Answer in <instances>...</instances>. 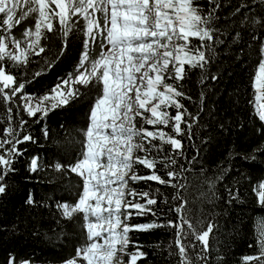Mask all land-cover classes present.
Segmentation results:
<instances>
[{"label":"snow or ice","instance_id":"snow-or-ice-1","mask_svg":"<svg viewBox=\"0 0 264 264\" xmlns=\"http://www.w3.org/2000/svg\"><path fill=\"white\" fill-rule=\"evenodd\" d=\"M208 4L215 7L205 11L197 0H0V103L7 115L6 126L0 128V195L7 191L6 178L16 172L17 159L27 151L20 145L35 143L31 134H24L28 121L21 112L39 122L50 111L80 99L81 88L100 86L97 89L100 94L90 109L80 157L74 164L57 161L50 165L56 172L68 171L83 181L82 192L74 205H57L68 219L75 213L83 214L88 241L63 264H138L146 253L130 241L129 233L156 227L175 228L178 253L170 252V255L178 254L180 264H194L189 255V249L195 248L188 241L190 234L203 246L196 259H206L213 225L197 233L186 209L188 201L181 194V189H185L183 173L187 169L180 165L177 170L176 156H182L184 151L182 139L177 137L187 135L190 140L198 119V115L193 116L181 103L179 98L191 97L179 82L185 79V65L206 67L210 57H206L205 51L211 50L208 42L218 31L215 21L219 4L217 0H208ZM29 17L35 19L34 27L25 28L23 38H17L14 29ZM54 21L59 25L63 47L56 60H45L44 68L29 73L31 58L46 51L41 44L46 39L45 33L57 31ZM80 21H83L84 51L74 71L58 78L44 94L27 92V86L50 71L67 50L69 36L79 30ZM252 23L264 25V20L253 18ZM193 40H198L199 45ZM97 45L99 55L92 59L90 50ZM169 80L177 83H168ZM252 86L255 99L250 103L257 118L264 122V60L258 65ZM169 109H175V115ZM145 113L149 115L145 117ZM137 117L154 130L137 129L134 123ZM168 127L174 135L164 131ZM134 137H140L141 142H134ZM157 140L159 144L154 143ZM164 145H170L171 152L166 153ZM137 150L144 155L134 156ZM253 153L239 158L251 165L258 156L264 155V146L254 149ZM40 159L39 156L31 158L30 172L42 167ZM134 164L143 165L150 174H137L133 171ZM158 166L168 170L167 179L158 174ZM129 181H154L176 189L172 198L175 203L169 209L176 213V220L169 219L167 224L155 220L130 224L133 215L156 216L151 206L157 204V199L148 191L129 188ZM253 192L257 202L264 204V181ZM27 202L35 201L29 195ZM130 244L134 247L131 252ZM244 261L264 264V234L259 255L244 257ZM8 264H17L16 259L10 256ZM20 264H30V261Z\"/></svg>","mask_w":264,"mask_h":264},{"label":"trees","instance_id":"trees-1","mask_svg":"<svg viewBox=\"0 0 264 264\" xmlns=\"http://www.w3.org/2000/svg\"><path fill=\"white\" fill-rule=\"evenodd\" d=\"M197 3L205 11L215 7L210 6L208 0H197ZM217 3L215 27L218 31L208 42L211 50L205 51L206 57H210L208 64L204 69L185 65V79L179 82L191 97L179 98L181 103L193 116L198 115V119L190 140L187 135L177 137L182 139L184 151L182 156H176V168L183 165L187 169L183 173L185 189H181V194L188 201L186 209L197 233L213 225L204 260L196 259L202 244L191 234L188 237L195 245L194 249H189L194 264H245L244 257L260 253L255 224L264 220V204L257 202L253 192V188L264 181V155L258 156L251 165L239 158L250 157L254 149L264 146V122L257 118L253 103H250L254 99L252 83L264 46V25L253 24L252 20H264V0H217ZM34 22L35 19L29 17L14 29V35L22 39L25 28L34 27ZM53 23L57 31L45 33L46 39H42L41 44L46 51L31 58L29 73L44 68L45 60H56L63 47L59 25L56 21ZM78 29L70 34L68 48L55 66L27 86V92L44 94L58 78L74 71L84 51L83 21ZM193 43L199 45L198 40ZM98 55L97 45L90 50V58ZM167 82L177 83L175 80ZM99 87L81 88L80 99L50 111L39 122L21 112L28 121L24 134H31L35 143L20 145L27 151L17 159L16 172L6 178L7 191L0 195V264H8L10 256L17 264L24 260L59 264L75 256L76 249L88 243L83 214L75 213L68 219L57 207L63 203L73 205L82 192L83 181L74 173L56 172L50 165L57 161L74 164L80 157L90 109L100 94ZM169 112L175 115V109ZM13 116L15 119V110ZM6 123L7 115L0 103V128ZM143 126L154 130L146 123ZM164 131L174 135L171 127ZM154 143L159 144V141ZM164 149L166 153L171 152L170 145H164ZM136 153L144 155L138 150ZM34 156L41 158L42 167L30 172L29 163ZM158 168V174L167 179L168 170ZM135 172L142 176L150 174V170L140 164H135ZM129 187L137 192L148 191L157 199V204L151 206L156 216L133 215L130 224L154 220L167 224L169 219L176 220V213L169 211L175 203L172 198L176 189L154 181H129ZM29 195L35 201L32 204L27 202ZM175 231L171 227H156L130 232V241L146 253L138 264H180L178 254L170 255V252L178 253ZM128 250H134L132 244ZM124 259L127 262V257Z\"/></svg>","mask_w":264,"mask_h":264},{"label":"rangeland","instance_id":"rangeland-1","mask_svg":"<svg viewBox=\"0 0 264 264\" xmlns=\"http://www.w3.org/2000/svg\"><path fill=\"white\" fill-rule=\"evenodd\" d=\"M101 23H103L102 20H101ZM34 24H35V22H34ZM262 54H263V56H262V59L261 60H264V58H263L264 57V52L263 51H262ZM131 95L134 97L135 93L133 92ZM254 99H255V92H254ZM254 99H253V102H254ZM262 102H264V101H262ZM148 115H149L148 113H145V117H147ZM134 123L136 124V128L137 129L142 128V127L144 128V126H143V124L145 123L144 119H141L140 117H137L136 120L134 121ZM88 125H89V121H88ZM88 125H87V127H88ZM87 127H86V129H87ZM140 140H141L140 137H134V142L139 143ZM134 156H137V153L136 152L134 153ZM133 171L135 172V164L133 165ZM128 187H129V184H128ZM255 228H256L257 240H258V244H259V250L261 252V236H262V234H264V220H258V221H256ZM18 264H20V263H18ZM30 264H40V263H31L30 262ZM59 264H63V262L62 263H59Z\"/></svg>","mask_w":264,"mask_h":264},{"label":"bare ground","instance_id":"bare-ground-1","mask_svg":"<svg viewBox=\"0 0 264 264\" xmlns=\"http://www.w3.org/2000/svg\"><path fill=\"white\" fill-rule=\"evenodd\" d=\"M264 52V51H263Z\"/></svg>","mask_w":264,"mask_h":264}]
</instances>
